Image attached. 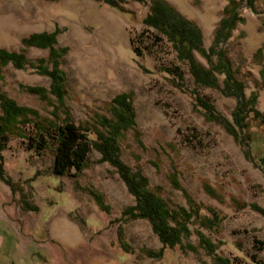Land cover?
<instances>
[{"label":"rangeland","instance_id":"obj_1","mask_svg":"<svg viewBox=\"0 0 264 264\" xmlns=\"http://www.w3.org/2000/svg\"><path fill=\"white\" fill-rule=\"evenodd\" d=\"M167 1L200 28L203 50L192 49V55L213 72L215 84H201L169 35L144 22L152 0H121L120 6L101 0H0V47L23 51L34 62L0 68V91L49 124L73 121L89 129L92 139L100 128L97 115L111 117L112 99L129 92L135 116L120 141L121 159L141 169L173 207L190 209V197L203 215L215 214L217 225L201 227L193 215L183 245L158 255L163 243L150 221L124 214L136 198L118 169L93 148L80 172L55 174L53 148L38 149L29 139L35 135L32 120L0 150V264H264V244L258 242L264 241L262 140L252 135L250 146L242 141L245 132L234 120L240 98L224 89L226 75L214 69L218 56L209 52L229 0ZM102 10L122 21L121 37L96 18ZM239 14L231 37L220 45L244 83L245 99L264 113V2L255 8L243 3ZM73 27L91 42L74 36ZM57 28L51 45L23 43ZM104 39L113 48L106 49ZM56 60L61 97L53 90L57 78L44 70H52ZM29 86L44 91L33 93ZM250 119L251 131L262 133L253 114ZM173 172L178 186L170 179ZM59 217L78 227V242L54 234ZM199 231L213 252L200 246Z\"/></svg>","mask_w":264,"mask_h":264},{"label":"trees","instance_id":"obj_2","mask_svg":"<svg viewBox=\"0 0 264 264\" xmlns=\"http://www.w3.org/2000/svg\"><path fill=\"white\" fill-rule=\"evenodd\" d=\"M101 1L113 6H120L121 0ZM259 1L264 2V0H229L223 10V16L215 29L214 42L210 46L209 52L218 56V63H216L214 69L226 75L224 89L228 91L233 89V92L240 98L234 120L238 127L245 132L242 141L250 146L254 140L252 135L262 140L263 149L259 154L258 164L264 171V113L250 106L253 102L252 98L245 99L244 83L236 77L237 71L232 68L227 48L220 45L221 43H227L232 35V30L242 18L239 14V7L245 3L251 8H255ZM144 22L157 27L161 32H166L169 35V39L173 41L181 57H186L190 60L197 79L201 84L211 85L216 83L217 78L213 75V72L198 65L192 55V49L203 50L201 30L192 20L186 18L167 0H152L150 12L144 18ZM58 33V28L50 33H34L24 38L23 43L45 47L56 42ZM63 50L65 49L63 48ZM52 51L55 53L54 48ZM38 61L41 63L44 60L39 58ZM9 63H13L16 67L24 68L31 61L23 51H11L0 47V68ZM31 64H34V62ZM54 64L55 67L52 70L48 71L46 68L44 70L53 78H57L58 84L54 85L53 90L61 97L65 91L64 88H61L60 83L63 75L58 69L59 61L56 60ZM27 89L30 92L41 94L44 91L42 87L35 86H29ZM111 107V117L101 114L97 115V122L100 128L96 129V138L92 139L89 129L77 125L73 121L49 124L45 119L39 117L37 110L19 105L14 99L0 91V150L11 136L22 133L23 128L32 120L34 121L35 128L33 126V129L35 130V135L30 136L29 139L33 146L38 149L53 148V172L57 175L71 174L74 169L80 172L86 166L91 150L97 148L102 152L103 158L118 169L129 191L136 198V204L126 207L124 214L149 220L154 232L163 243V247L157 253L158 255L163 253L165 247L183 245V238L191 233L189 223L193 221V215L195 216V221L201 227L214 228L217 225L214 218L215 214L213 217L203 215L199 206L190 197L188 198L189 202H191L190 209L184 206L173 207L161 194L160 187L154 188L150 186L148 177L142 173L141 169H134L121 159L120 141L126 131L134 124L135 111L131 101V94L129 92L117 94L112 99ZM251 114H253L255 120H258L256 126H263L262 133L251 131L253 124L250 122L252 121L250 119ZM231 131L236 134L233 128H231ZM1 168L2 172L3 169ZM170 179L174 186H178L179 180L176 172L171 173ZM208 190L211 191L209 188ZM96 197L101 198L97 194ZM199 233L201 234L200 246L213 252L215 250L213 243L201 231ZM258 242L264 244V241ZM184 246L196 249L190 243ZM218 259L222 262H229L228 259L220 257Z\"/></svg>","mask_w":264,"mask_h":264},{"label":"bare ground","instance_id":"obj_3","mask_svg":"<svg viewBox=\"0 0 264 264\" xmlns=\"http://www.w3.org/2000/svg\"><path fill=\"white\" fill-rule=\"evenodd\" d=\"M98 20L102 19L104 21V29L107 30L108 33H114L117 37H121L123 35V23L122 21L112 12L107 10H102L98 12V15L96 16ZM73 33L74 36H82L84 37V40L86 42H91V39L88 35L82 34L79 32V30L76 27H73ZM102 33L100 34V37L102 36ZM103 43H106L105 47L106 49L113 48L114 46L112 43L103 40ZM111 84V83H110ZM113 85L117 84V82L113 81ZM53 232L54 234L60 235L61 239L63 241H67L70 243H76L79 241L80 238H82L79 229L74 224L70 223L66 217H59L57 220L53 223Z\"/></svg>","mask_w":264,"mask_h":264}]
</instances>
